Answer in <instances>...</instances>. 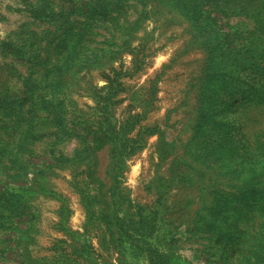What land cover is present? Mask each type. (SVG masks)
<instances>
[{
	"label": "rangeland",
	"instance_id": "1",
	"mask_svg": "<svg viewBox=\"0 0 264 264\" xmlns=\"http://www.w3.org/2000/svg\"><path fill=\"white\" fill-rule=\"evenodd\" d=\"M0 264H264V0H0Z\"/></svg>",
	"mask_w": 264,
	"mask_h": 264
}]
</instances>
